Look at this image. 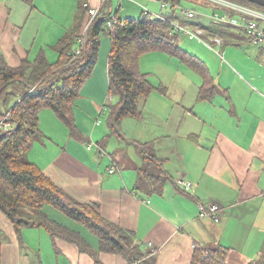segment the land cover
I'll list each match as a JSON object with an SVG mask.
<instances>
[{
	"label": "crops",
	"instance_id": "obj_1",
	"mask_svg": "<svg viewBox=\"0 0 264 264\" xmlns=\"http://www.w3.org/2000/svg\"><path fill=\"white\" fill-rule=\"evenodd\" d=\"M33 1L0 0V59H5L11 66H18L24 59L35 60L43 53L54 61L58 52L57 43L72 26L64 29V26L55 25L57 20L55 16H49L51 13L47 11L46 4L41 1L40 4L45 7L42 8L35 6ZM122 1L119 0L116 10L112 4L107 5L116 18L113 25L118 22ZM135 1L145 13V7L148 6L140 0ZM142 1L160 4V13H164L168 19L175 16L172 19L183 24L192 21V24L186 25H200L207 30L208 35L220 36L211 33L212 26L201 16L197 21L199 11L195 19L187 17L180 8L182 0H170L173 5L166 8L159 0ZM86 2L98 7L99 12L100 7L107 4V0ZM78 9L79 4L72 9L75 19ZM75 19H72L73 24ZM113 25L108 23L110 28ZM49 30L53 31L51 38L47 34ZM233 34L237 35L236 32ZM220 37V44L223 45V37ZM247 38L251 40L249 35ZM262 51L264 48L260 46L258 52ZM251 59L254 65L259 61L253 57ZM108 60L107 58V70ZM224 68L223 66L225 79L218 78L219 89H216L215 96L212 100L209 98L200 101L198 98L203 84L202 76L199 74L200 77H187V67H176L172 83L178 82L180 89L184 85L183 98L178 101L173 99L169 104H178L179 109L175 113L172 110L166 112V116H160L163 126L161 132H158L159 137H168L165 139L168 141L155 143L147 138H134L121 147L110 144V128L106 133L102 122L96 123L99 116L107 113L106 109L100 115V110L111 100L112 96L108 93H113L109 91V72L105 77L103 71L105 78L101 81L94 76L95 68L90 75L94 77L89 84L93 92L91 105L85 111L74 108L76 131L72 133L55 113L65 126L61 133L64 142L44 141L45 145L39 144L38 153L44 148L51 154L45 157L41 151L43 160L32 155L31 161L36 162L76 200L99 204L105 219L134 231L142 249L152 251L153 254L148 258H154V264H201L198 253L204 251L206 256L208 251L218 247L228 249V264H247L264 258L262 69L261 65L257 66L255 78L259 84H256L242 77L234 66L233 72H227ZM214 77L216 81V76ZM181 78L185 80L182 79L181 82ZM209 101L212 104H207ZM236 102L243 108L241 114ZM197 103H200L199 112L194 111ZM47 108L49 107L43 109ZM41 111L40 123L42 115L49 114ZM42 132L46 136L43 130ZM101 138L103 141H100ZM93 139H96V143ZM137 141L148 142L150 152L160 154L163 158L162 167L166 169L170 182L159 187L158 181H154L144 188L143 181L138 182L144 157ZM90 142L94 143L91 149L88 147ZM35 144L34 142L29 149L28 158ZM129 145H133L137 152L135 158L129 154ZM112 167H116L113 172L110 171ZM141 176L148 177L146 173ZM183 177L192 182L190 190H185L179 183V179ZM212 203L223 207L217 221L210 216L201 215V205L208 206ZM44 210L52 219L80 231L91 247L87 251L82 250L75 242L53 237L45 226L39 224L18 229L0 209L1 264H132L120 253L100 249L97 234L52 204H46ZM24 212L35 214L27 209Z\"/></svg>",
	"mask_w": 264,
	"mask_h": 264
},
{
	"label": "trees",
	"instance_id": "obj_2",
	"mask_svg": "<svg viewBox=\"0 0 264 264\" xmlns=\"http://www.w3.org/2000/svg\"><path fill=\"white\" fill-rule=\"evenodd\" d=\"M86 1L88 0H79L74 25L57 43L58 61H51L44 53L35 60H22L18 66H11L5 59H0V105L4 107L0 110V120L8 113L6 121L11 124L9 130L0 128V209L18 229L39 224L45 226L53 237L75 242L82 250L87 251L91 245L80 231L52 219L45 212L44 206L52 204L97 234L100 249L120 253L132 264H154V258H148L153 254L152 251L142 249L134 231L105 219L99 204L76 200L36 162L28 158L29 149L36 137L43 134L40 111L44 107L51 108L72 133L76 131L75 101L98 61L102 32L111 36L108 57L109 91L118 97L117 102L111 104L108 125L110 134L121 141H128L123 133V120L129 116L140 117L142 104L154 89L148 74L140 66L144 53L164 50L191 65L203 78L200 98L209 99L214 96L215 77L204 60L181 47L178 40L182 34L171 21L155 19L142 13L138 18L129 17L124 20L118 16V22L110 28L108 21L113 15L106 4L100 7L98 16L85 29L91 20V15L84 6ZM236 1L264 10V6L255 1ZM170 17L172 19L175 16ZM258 21L264 25V19L258 18ZM226 24L229 27L234 25ZM211 29L212 34L220 33L222 37L226 35L222 28ZM79 46L82 47L81 54H74ZM16 84L18 87L14 89ZM34 86L36 89L30 90ZM12 98L16 99L15 102L14 99L11 102ZM137 145L145 165H162L163 158L150 152L148 142L137 141ZM145 165L140 169L139 176L146 173L148 177L158 181L159 187L169 178L165 168H161V175H156L147 170ZM25 209L34 211L35 214L25 213ZM227 250L218 247L208 251L206 256L204 251H200L198 256L201 264H228ZM1 256L0 240V264ZM247 264H264V258Z\"/></svg>",
	"mask_w": 264,
	"mask_h": 264
},
{
	"label": "rangeland",
	"instance_id": "obj_3",
	"mask_svg": "<svg viewBox=\"0 0 264 264\" xmlns=\"http://www.w3.org/2000/svg\"><path fill=\"white\" fill-rule=\"evenodd\" d=\"M46 4L47 11L51 13L49 16L53 17L55 16L57 22H55V25L57 26H64V29H66L68 26L74 25L72 22V19H75L74 14L72 13V9L78 5L79 0H34L33 4L35 6H41L43 7L40 2ZM142 3L146 4L155 14H158L161 12L160 4L156 2H149L146 3L145 1L140 0ZM112 4L113 8L116 10L119 5V0H107V5L110 6ZM182 7L185 8H196L197 11H199L197 21L199 20L200 16L204 19V21L209 23V26H212V28H222L225 30V37H223V45L220 43H217L215 41H212L210 39L209 43H205L200 41L199 39H190L186 35H181L180 39L178 40V43L181 45L182 48L194 53L199 58L203 59L206 63V65L211 69L212 73L216 76V81L214 84L216 85V89H219V85L217 84L218 78L225 79L223 66L225 67L226 71H232L234 68H237V71L240 73L242 77H245L248 81H251L253 83L259 84V81L256 80L255 76L257 74L258 68L257 66L261 65V77L264 79V51L258 52L260 49V46H263L264 48V42L262 43H255L247 38V31L243 29L240 26L233 25L232 27H229L226 23L217 22L211 19V13L214 10H221L220 7L217 5L207 1V0H182ZM141 5L135 1V0H123L120 5L119 10V17L121 19L126 18H138L141 16L142 12ZM208 13V14H207ZM53 14V15H52ZM48 15V14H47ZM149 16H152V14H148ZM70 18V19H69ZM178 19L183 21V19L178 16ZM69 20V21H68ZM184 22V21H183ZM186 24H192V21L185 22ZM83 29V27H82ZM51 30L47 32L48 36L51 38L52 36ZM234 32L237 33V35L233 34ZM239 33V34H238ZM220 34V33H218ZM232 36H235L236 38H232ZM111 49V36L109 33L102 32L101 33V47L98 55V61L95 65V77H99V79L102 81L105 77H107V58L109 55ZM254 58L257 63L254 65L251 58ZM142 60L140 62L141 69L143 72H146L148 74V78L150 79L152 85L154 86V89L150 93V95L144 100L142 104V115L140 117L130 116L126 117L123 120V133L126 134V139L131 141L132 139H138L143 140L142 138H147V140H151L150 142H161L165 143L168 140V137H159V133L162 130V122L160 121V116H166V112H171L173 110V113H175L179 108L178 104L176 102H173L172 106L169 105L172 100L178 101L183 98V91H184V85L183 88L180 89L178 82H173V75L176 70V67H180V69H183L184 67H187L189 69L188 71H185L187 73V77H200L199 73L192 68L191 65H187V63L182 62V60L178 59L176 56H173L171 54H168L164 50L156 49L151 50L149 52H146L142 55ZM54 61H58V52L55 54ZM94 68V69H95ZM105 71V77L104 72ZM189 72V74H188ZM93 75V74H92ZM94 76H88V86L85 88L82 95L79 96L75 101V107L76 109L79 108L80 110H87V107L91 105L92 102V90L89 86L90 81L92 77ZM182 76V75H181ZM183 77V76H182ZM181 78V82H182ZM185 80V79H184ZM85 81V83H86ZM86 83V84H87ZM186 83V81H185ZM108 85V83H107ZM39 87V85H37ZM18 85H14V89H16ZM81 89V91L83 90ZM13 90V87H11ZM36 86L32 87L30 90H35ZM108 91V87H107ZM217 93V90L214 93ZM108 95H111V100L107 103V113H104L101 115L102 119V128L106 129V133L109 130L108 125V117L109 112L111 108V103H116L118 97L113 96V94L108 93ZM214 96H211L209 100H212ZM14 98L11 99V102ZM200 101H203L207 98H198ZM161 101V102H160ZM164 101V103H163ZM215 103V102H214ZM235 103V102H234ZM207 104H212L211 101L207 102ZM237 106H240V103L236 102ZM74 107V108H75ZM4 108L0 105V110ZM195 112L200 111V103H197L196 108L194 109ZM239 113L243 111L242 106L238 109ZM41 113H49V114H43L42 120L40 123L41 129L46 133V136L44 134L36 137L35 139V147L32 150V153L29 154V159L32 160V155L36 156L38 160H43L41 157V151L43 152L42 155L45 157L51 153L46 151L44 148H41L40 153H38V149H40L39 144L45 145L44 141H47L48 143H52L50 141L55 142L54 140H57L58 142H64L61 138L62 130H64V123L57 117L55 114L56 112L52 110L51 108L42 109ZM207 113H210L209 110H207ZM8 117V113H6ZM12 113H10L11 115ZM165 114V115H164ZM64 126V127H63ZM84 135V134H83ZM81 134V136H83ZM85 136V135H84ZM96 139H93L94 143ZM110 144L114 146L121 147L122 145H125V141H119V139L116 136L111 137ZM100 141H103V138L100 139ZM128 142V141H127ZM106 143V141H104ZM95 148V147H94ZM119 150V149H118ZM121 151V150H120ZM117 151V152H120ZM122 152V151H121ZM40 154V155H39ZM129 154L131 157L135 158L137 152L133 149V145H129ZM160 155V154H159ZM144 161L143 165L144 166ZM145 167L150 172L152 171L156 175H161V164H153L148 165L146 164ZM130 168V167H129ZM132 169V168H131ZM128 170V169H127ZM109 172V171H108ZM110 173V172H109ZM164 176H161V179ZM163 180V179H162ZM143 181V188L148 186V184H152L156 179L153 177H146V176H140L138 178V182ZM167 182H170L168 179L163 181V185ZM173 186L174 183H171ZM6 217L8 215L3 212ZM9 218V217H8ZM10 219V218H9ZM11 220V219H10Z\"/></svg>",
	"mask_w": 264,
	"mask_h": 264
},
{
	"label": "built area",
	"instance_id": "obj_4",
	"mask_svg": "<svg viewBox=\"0 0 264 264\" xmlns=\"http://www.w3.org/2000/svg\"><path fill=\"white\" fill-rule=\"evenodd\" d=\"M164 8L168 7L172 2L170 0H159ZM218 7L221 8V10H214L210 15L214 21L217 22H226V23H232L236 26L243 27L251 41L255 43H262L264 42V25H262L258 18L264 19V10H260L257 8H254L252 6L242 4L236 0H207ZM88 10V12L91 15V20L87 23L88 25L91 23L93 19H95V16L98 14L99 9L98 7L91 6L88 2H85L84 4ZM174 7V6H172ZM181 11L189 18L195 19L198 11L195 8H185L180 5ZM234 11L235 13L231 12ZM144 12L146 14H152L154 18L162 19V20H168L171 21L172 24L176 27V30L181 32V34L188 36L190 39H199L202 42L209 43L210 39L212 41H215L217 43L222 42V38L220 36H210L207 33V30L204 27H201L200 25H186L183 24L177 20L168 19L167 16L164 13H158L155 14L150 8L145 7ZM116 21L115 17H112L109 20V25H113V23ZM82 47L79 46L74 54H81ZM107 109V103L102 106V109L100 110V115L104 113ZM7 116L1 118L0 120V128H3L4 130H9L11 128V124L6 121ZM102 122L101 116H99L96 119V123L100 124ZM93 142H90L88 144L89 149H91L94 145ZM116 167H112L110 169L111 172L115 171ZM179 183L182 185V187L185 190H190L192 187V182L186 178H180ZM223 211V207L218 203H212L208 206L201 205V215L202 216H210L214 220H219L220 215ZM152 245V243H150Z\"/></svg>",
	"mask_w": 264,
	"mask_h": 264
},
{
	"label": "water",
	"instance_id": "obj_5",
	"mask_svg": "<svg viewBox=\"0 0 264 264\" xmlns=\"http://www.w3.org/2000/svg\"><path fill=\"white\" fill-rule=\"evenodd\" d=\"M251 1H255V2L262 4L264 6V0H251Z\"/></svg>",
	"mask_w": 264,
	"mask_h": 264
},
{
	"label": "clouds",
	"instance_id": "obj_6",
	"mask_svg": "<svg viewBox=\"0 0 264 264\" xmlns=\"http://www.w3.org/2000/svg\"><path fill=\"white\" fill-rule=\"evenodd\" d=\"M6 117V116H5Z\"/></svg>",
	"mask_w": 264,
	"mask_h": 264
}]
</instances>
